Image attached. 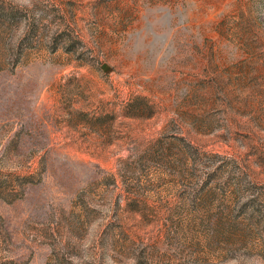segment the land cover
<instances>
[{
  "label": "rangeland",
  "instance_id": "rangeland-1",
  "mask_svg": "<svg viewBox=\"0 0 264 264\" xmlns=\"http://www.w3.org/2000/svg\"><path fill=\"white\" fill-rule=\"evenodd\" d=\"M0 264H264V0H0Z\"/></svg>",
  "mask_w": 264,
  "mask_h": 264
}]
</instances>
